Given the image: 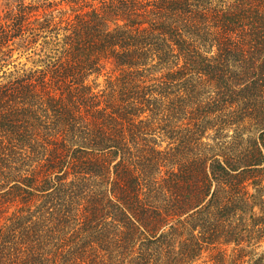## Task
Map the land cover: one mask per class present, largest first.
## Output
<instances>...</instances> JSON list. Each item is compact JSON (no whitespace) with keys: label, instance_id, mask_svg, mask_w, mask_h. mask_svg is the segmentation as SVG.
Here are the masks:
<instances>
[{"label":"trees","instance_id":"obj_1","mask_svg":"<svg viewBox=\"0 0 264 264\" xmlns=\"http://www.w3.org/2000/svg\"><path fill=\"white\" fill-rule=\"evenodd\" d=\"M0 73V264L264 241V0H8Z\"/></svg>","mask_w":264,"mask_h":264},{"label":"rangeland","instance_id":"obj_2","mask_svg":"<svg viewBox=\"0 0 264 264\" xmlns=\"http://www.w3.org/2000/svg\"><path fill=\"white\" fill-rule=\"evenodd\" d=\"M53 1L59 2L62 0H53ZM7 3H8V0H0V10L5 9L7 7ZM72 9H73V5L67 4L66 2H63L62 5L58 6V11H56V14L59 15V13H58L59 11L66 10L67 14L65 16L68 17L69 15L73 14ZM28 57H29L28 55H22V54L15 53V58H16V60H18L17 64H19L20 66H22L23 63L28 62ZM33 58H36V57H33ZM31 65H32V62H28V67H30ZM113 69H114V65L111 64L105 72L106 73L111 72V70L113 71ZM0 75H1V73H0ZM106 75L99 77V83H101L102 85L105 83ZM211 137H213V136L212 135L209 136V141H212ZM206 139L207 138H205V141H207ZM251 192H254V190H251ZM255 211L257 214L259 213L258 208H256ZM232 247L233 246L227 247V251L229 254L232 251ZM261 258L264 260V241L261 244L255 246V251L252 252L251 250L250 251L248 250L246 257H245V263L244 264H253V260L261 259ZM249 262H251V263H249ZM197 264H215V263L212 260V257H210L209 252H207L204 255V257L202 258V260L199 261Z\"/></svg>","mask_w":264,"mask_h":264}]
</instances>
